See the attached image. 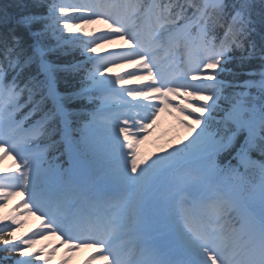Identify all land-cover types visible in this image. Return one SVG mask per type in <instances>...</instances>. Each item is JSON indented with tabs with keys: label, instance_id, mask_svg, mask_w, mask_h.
<instances>
[{
	"label": "snow or ice",
	"instance_id": "6c2138e0",
	"mask_svg": "<svg viewBox=\"0 0 264 264\" xmlns=\"http://www.w3.org/2000/svg\"><path fill=\"white\" fill-rule=\"evenodd\" d=\"M165 111L186 134L146 153ZM9 156L0 209L21 200L0 214V264H49L55 246L29 251L46 236L95 247L84 264H264V0L0 5Z\"/></svg>",
	"mask_w": 264,
	"mask_h": 264
},
{
	"label": "rangeland",
	"instance_id": "374dc122",
	"mask_svg": "<svg viewBox=\"0 0 264 264\" xmlns=\"http://www.w3.org/2000/svg\"><path fill=\"white\" fill-rule=\"evenodd\" d=\"M70 23L80 25L81 22L79 20H71ZM84 27L86 30L90 31L93 28H104L105 26L97 23V24H92V25H84ZM66 34H72V33H68L67 31H65L64 35L66 36ZM73 34H75V33H73ZM124 43H126V41H114L111 44H102L101 48L111 49V48L115 47L116 44H124ZM131 68H132V64L118 63L116 66H112L109 68V73L110 74H112V73H123L125 69H131ZM125 79L127 80L128 78L125 77ZM145 82H147V81H145ZM137 86H138V82L135 79L130 80L129 83H127L124 86L116 85L117 88H120V87H137ZM128 99H131V98L128 97ZM170 117H171V114H169V112H167V111L162 112L160 114V117L157 121V125H156L154 131L151 134H149L148 140L144 143V145H142L144 152H146V153L149 152L148 147H150L151 145H155L156 140L159 141V138H158L159 132H160V134L166 132V136L169 137L168 139L172 143H175V141L177 139H182L183 136L186 134L185 128L178 122H177V126L179 129L177 131H179L178 132L179 134L177 136L175 133L176 130L173 128L175 126L172 127L173 130H171V128H169V127L167 130L166 129L164 130L165 126L169 124L168 120ZM173 117L174 116H172V118ZM172 120L174 122L178 121L176 119H172ZM163 144H164V142H162V143L159 142L158 147L162 146ZM154 151H156V149H154ZM0 169H12V170H14L12 157H10V156L6 157L5 160L2 163H0ZM25 199H26V196H25ZM20 200H21V197L19 195L13 196L7 202L5 207L0 209V214L8 212L12 208V206L15 205ZM21 218L26 219L27 222L22 227L18 228L14 232V235H21L23 233H29V235H30L29 230L35 229L36 226L41 223L38 214L36 216L27 215L26 217H21ZM59 241H60V236H46L44 239L38 240L37 244L33 245V248L29 249V251H32L34 249H38L45 244H47L49 247L55 246L57 250L53 254L49 264H60V261H61L60 259L63 256V254L65 253V249H66L67 245L61 244ZM47 250L48 249H45V251H47ZM96 251L97 250L95 247H89V246L76 249L71 253V255H70L71 259L67 261V264H84V261L90 255L94 254ZM82 254H85V255L81 260H79V256H81ZM65 255H69V254L65 253ZM93 264H96V261H93Z\"/></svg>",
	"mask_w": 264,
	"mask_h": 264
},
{
	"label": "trees",
	"instance_id": "16d2710c",
	"mask_svg": "<svg viewBox=\"0 0 264 264\" xmlns=\"http://www.w3.org/2000/svg\"><path fill=\"white\" fill-rule=\"evenodd\" d=\"M11 3H13V0H0V5L11 4ZM76 59H82V57L79 54V51H77V53H76ZM4 254H6V253H0V255H4ZM7 254L14 255L11 253H7Z\"/></svg>",
	"mask_w": 264,
	"mask_h": 264
}]
</instances>
